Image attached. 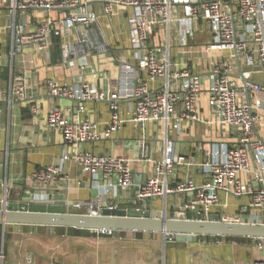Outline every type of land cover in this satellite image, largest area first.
I'll use <instances>...</instances> for the list:
<instances>
[{
    "label": "built area",
    "instance_id": "1",
    "mask_svg": "<svg viewBox=\"0 0 264 264\" xmlns=\"http://www.w3.org/2000/svg\"><path fill=\"white\" fill-rule=\"evenodd\" d=\"M101 6L97 12L87 0H0L11 24V48L6 52L0 46V63L9 56L11 73L17 52L35 46L48 53L52 34L76 35L79 43L101 37V18L123 21L132 51L131 59H117V78L108 79V88L101 90L92 60L95 40L89 41V49L83 52L72 43L63 44L62 64L78 67L84 76L77 82L78 88L48 78L46 94L77 100L78 113L84 112L88 102L107 103L109 118L100 129L88 116L73 120L66 109L52 104L46 114L47 127L58 131L64 144L75 149L71 154L64 151L58 164L37 167L29 176L28 194L34 201H48L49 191L59 182L68 184L67 169L73 163L98 189L96 196L73 203L83 214L100 215L104 208H115L117 199H134L136 203L159 199L164 217L170 212H191L194 220L200 214L202 220L210 221L214 213L217 221L242 222L241 215L218 212L222 196L246 197L239 211L254 212L256 218L249 223L264 224V83L256 79L264 76V0H101ZM63 10L68 13L61 18L49 15ZM34 12L45 14L44 20L34 21ZM26 24L36 25L29 31ZM82 30L85 37H81ZM176 33L186 47L190 46L187 38L205 35L195 53L201 60H209L207 70H199L192 60L180 62L171 57ZM160 35L163 42L157 43ZM26 62L28 68L11 74L9 103L27 99L25 72L30 71L32 61ZM123 101L132 103L126 117L120 114ZM149 122L160 126L163 138L159 158L147 157V139L140 141L143 151L137 161L153 164L146 176L137 174L132 160L125 156L95 153L84 147L112 138L122 132L125 123L140 130ZM196 124L210 130L207 140L194 145L193 149L203 153L198 162L193 155L177 152L175 140L169 136L172 132L179 137ZM190 167L200 173L201 181L174 179L176 169ZM251 182L256 186H250ZM3 187L7 193L6 181ZM178 195L183 197L169 205L168 198ZM94 232L113 235L116 231ZM255 240L264 249V238ZM252 264H264V257Z\"/></svg>",
    "mask_w": 264,
    "mask_h": 264
},
{
    "label": "crops",
    "instance_id": "2",
    "mask_svg": "<svg viewBox=\"0 0 264 264\" xmlns=\"http://www.w3.org/2000/svg\"><path fill=\"white\" fill-rule=\"evenodd\" d=\"M91 8L101 11V0H87ZM68 10L51 11L53 19L67 15ZM34 21L44 20L45 14L34 12ZM10 17L6 9L0 8V46L6 52L11 48ZM102 36L90 37L88 41L78 42L76 35L60 36L52 34L48 53L39 51L30 46L17 52L12 59L14 69L10 70L8 56L0 63V210L8 204L19 202L22 197L30 196L27 192L31 186L30 174L40 165L58 164L63 152L72 153L73 146H66L62 135L49 127L46 123L47 110L52 104L66 109L68 116L76 120L88 116L97 122L103 129L109 118L108 104L88 102L83 113H78L79 102L67 98L49 97L44 88L45 81L54 77L61 83H67L78 88L77 82L84 73L78 67L68 68L61 62L63 44L72 43L81 52L89 49V41L95 40L97 49L92 60L95 63L99 78L96 83L101 90L108 88V79L111 81L118 76V58L131 59L132 51L129 48L127 29L123 21L114 18L111 22L101 18ZM36 24H26L32 31ZM83 36L86 34L82 30ZM177 34V33H176ZM205 35L196 34L186 42L189 47L182 45L178 34L175 44L171 48V57L177 61H193L199 70L208 69V59H200L195 53L197 44L205 40ZM156 42L162 43L163 36L157 37ZM28 60L32 61L30 71H26L27 99L23 101H7L11 86V74L22 68H28ZM87 78H90L89 76ZM111 88V87H110ZM113 90V88H111ZM204 98L203 108L206 109ZM132 106L130 101L120 104V114L126 117V111ZM210 130L200 124L186 128L178 137L174 133L169 136L175 140L177 152L187 156L193 155L198 162L202 159V152L196 151L195 144L207 140ZM162 132L155 122H149L140 130L134 129L125 123L122 132L110 139L101 140L94 144H85L84 147L95 153H113L132 160L134 171L146 176L153 169L152 162L140 163L137 158L142 156L141 139H147L146 156L159 158L162 153ZM68 184L59 182L54 190L49 191V200L53 202H71L68 211L83 213L73 203L87 200L96 196L97 184L91 181L89 175L84 174L73 163L68 165ZM189 177L201 181L200 173L193 167L179 168L174 172L177 181ZM4 181L7 182V193L4 190ZM250 186L255 187V182ZM182 195L168 198L173 204ZM186 197V196H184ZM246 197L232 198L222 196L219 214L227 216L241 215L242 222H252L256 216L254 212L241 213L239 207L246 203ZM117 204H130L129 200H116ZM141 203L145 209L162 211L159 199L145 200ZM77 210V211H74ZM218 214L210 220L217 221ZM3 239H0V264H252L255 259L264 257V249L258 247L255 239H228L226 237L198 236L189 242H177L165 238L162 233L151 232H115L113 235L99 234L94 231L73 232L70 229L53 226L15 225L0 226Z\"/></svg>",
    "mask_w": 264,
    "mask_h": 264
},
{
    "label": "water",
    "instance_id": "3",
    "mask_svg": "<svg viewBox=\"0 0 264 264\" xmlns=\"http://www.w3.org/2000/svg\"><path fill=\"white\" fill-rule=\"evenodd\" d=\"M130 204H117L104 208L100 215L71 213V202L53 200L34 201L32 196L22 197L19 202L8 204L0 210V225H35L63 227L88 231L112 230L116 232H151L168 234L177 242L196 240L198 236L264 238V224L249 222L205 221L191 212H170L164 217L162 211L145 209L131 199Z\"/></svg>",
    "mask_w": 264,
    "mask_h": 264
},
{
    "label": "rangeland",
    "instance_id": "4",
    "mask_svg": "<svg viewBox=\"0 0 264 264\" xmlns=\"http://www.w3.org/2000/svg\"><path fill=\"white\" fill-rule=\"evenodd\" d=\"M259 82L264 83V76H257L256 78ZM202 104L204 105V98L202 97ZM204 112H206V109L204 108ZM74 211H77L74 209ZM0 239H3L2 232L0 231Z\"/></svg>",
    "mask_w": 264,
    "mask_h": 264
},
{
    "label": "trees",
    "instance_id": "5",
    "mask_svg": "<svg viewBox=\"0 0 264 264\" xmlns=\"http://www.w3.org/2000/svg\"><path fill=\"white\" fill-rule=\"evenodd\" d=\"M1 226V225H0ZM71 230L73 231V232H78V231H85V232H88V230H78V229H73V228H71ZM226 238H228V239H242V238H230V237H226Z\"/></svg>",
    "mask_w": 264,
    "mask_h": 264
}]
</instances>
